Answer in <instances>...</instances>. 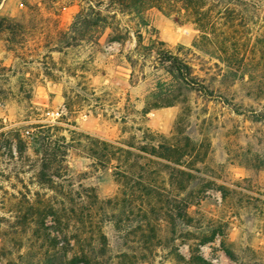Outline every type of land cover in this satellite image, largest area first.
Wrapping results in <instances>:
<instances>
[{
	"label": "rangeland",
	"instance_id": "1",
	"mask_svg": "<svg viewBox=\"0 0 264 264\" xmlns=\"http://www.w3.org/2000/svg\"><path fill=\"white\" fill-rule=\"evenodd\" d=\"M86 6L83 0H3L0 6L1 18L26 30L0 39V264H35L54 239L61 248L70 242L72 255L124 252L135 264H188L194 257L236 264L222 251L221 234L236 253L263 255L262 71L237 61L229 68L221 40L199 44L184 12L167 19L150 11L144 27L105 3L98 10L114 21L102 30L100 47L76 42L72 26ZM115 29L121 43L112 41ZM163 53L191 68L189 87L170 73ZM146 129L189 154L178 169L202 180L193 184L187 206L197 220L194 232L200 229L194 237L172 235L168 201L154 210L135 201L108 206L118 186L110 170L92 168L96 148L82 136L139 146V130ZM47 133L52 151L68 154V181L52 187L38 180ZM68 190L72 199L64 196ZM114 210L123 212V223L114 222ZM209 222L220 236L202 244L195 238Z\"/></svg>",
	"mask_w": 264,
	"mask_h": 264
},
{
	"label": "trees",
	"instance_id": "2",
	"mask_svg": "<svg viewBox=\"0 0 264 264\" xmlns=\"http://www.w3.org/2000/svg\"><path fill=\"white\" fill-rule=\"evenodd\" d=\"M83 1H86L87 6L79 12L72 26L73 33L77 34L76 42H96V46L100 47L102 30L107 27L112 29L113 23L110 21H114L98 10L105 3L111 8L119 9L123 14L139 18L144 27L149 26L150 19L147 14L150 11L156 10L167 19L184 12L186 18L200 33L199 44L221 40L219 53L229 68L237 66L235 64L237 61L242 67H248V70L255 67L253 70L258 69L264 74V0ZM2 2L3 0H0V6ZM25 31L22 25L13 24L10 20L0 17V39L5 34L20 35ZM123 39L119 30L115 29L112 41L121 43ZM161 55L165 59L164 62L170 65L172 70L170 73H175L177 79L189 87L191 85L189 81H193L191 68L169 54ZM139 134L142 137L139 146L113 144L82 136L96 148L92 168L96 171L110 170L118 186V195L109 201V208L112 206L118 208L135 201L142 207L147 206L154 210L155 206L163 205L168 201L169 205L173 206L172 235L180 238L194 237L200 229L194 232L197 220L187 214V206L192 197L190 191L193 184H201L202 180L196 178L189 168L187 171L178 169L181 167V159L188 157L189 154L181 155L175 145L166 143L163 136L151 132L150 129L139 130ZM185 149L191 152L189 146ZM67 155L66 153L59 157L56 151H52L51 135L47 133L44 137L42 165L38 174L41 185L52 187L57 182L68 181L66 180L68 174L64 168ZM71 193L68 190L64 196L72 199ZM123 216V212L117 214L114 210L112 219L121 224ZM200 235L202 237L195 239L201 240L202 244H208L218 235L220 236V230L209 222L207 230L200 232ZM221 237L222 251L233 263L264 264V254L262 255L259 249L248 250L244 255H240L235 252L234 245L228 238L222 234ZM51 242L50 248H42L43 252L35 256V264H135V259L124 252L113 254L101 250L97 254L82 252L72 255L70 242H65V248L59 247L56 239ZM177 259L183 263L182 258ZM188 264H207V262L202 258L194 257Z\"/></svg>",
	"mask_w": 264,
	"mask_h": 264
},
{
	"label": "crops",
	"instance_id": "3",
	"mask_svg": "<svg viewBox=\"0 0 264 264\" xmlns=\"http://www.w3.org/2000/svg\"><path fill=\"white\" fill-rule=\"evenodd\" d=\"M167 22H168V20H165V19H164V20H161L160 23H159V27H160V25H166ZM159 30H160V29L158 28V29H157V35H158V36H159Z\"/></svg>",
	"mask_w": 264,
	"mask_h": 264
},
{
	"label": "built area",
	"instance_id": "4",
	"mask_svg": "<svg viewBox=\"0 0 264 264\" xmlns=\"http://www.w3.org/2000/svg\"><path fill=\"white\" fill-rule=\"evenodd\" d=\"M52 117H53V119H54V116L58 119L60 116H61V114L59 113V112H57V113H52V115H51ZM55 120H53V122H54Z\"/></svg>",
	"mask_w": 264,
	"mask_h": 264
}]
</instances>
